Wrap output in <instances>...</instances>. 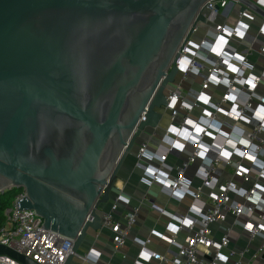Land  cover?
<instances>
[{
	"label": "water",
	"instance_id": "obj_1",
	"mask_svg": "<svg viewBox=\"0 0 264 264\" xmlns=\"http://www.w3.org/2000/svg\"><path fill=\"white\" fill-rule=\"evenodd\" d=\"M205 1L0 0V190L20 188L16 210L72 241L63 264L101 229L134 139L162 118L166 69ZM228 2L264 20L257 0Z\"/></svg>",
	"mask_w": 264,
	"mask_h": 264
},
{
	"label": "built area",
	"instance_id": "obj_2",
	"mask_svg": "<svg viewBox=\"0 0 264 264\" xmlns=\"http://www.w3.org/2000/svg\"><path fill=\"white\" fill-rule=\"evenodd\" d=\"M228 3V0L203 3V36L197 42L188 37L179 45L166 69L173 65L176 75L173 82L164 86L165 104L159 108L169 121L161 132L165 144L149 146L148 142H142L134 154L135 166L144 171L146 183L164 185L170 196L178 192L181 195L177 201L184 193L191 198L186 211L167 214L174 226L165 240L174 250L161 254L147 248L150 242L147 236L136 242L139 257L166 264H249L264 247V90L258 89L264 83V63L257 74L248 73L250 65L246 63L245 50L236 54L229 47L230 40L242 41L247 26L237 22L229 27L216 21L218 10ZM258 3L264 10V0ZM240 13L253 14L247 10ZM191 75L199 78L197 90L183 88ZM210 87L221 88L215 102L206 93ZM157 127L149 129L150 135H154ZM176 139L181 141L180 148L189 147L188 154L177 165H167V156L176 150ZM145 160H155L156 165L149 166ZM192 165H195L193 176L198 179L196 184L185 174ZM219 167L224 168L226 177ZM7 190L1 189L0 195ZM22 194V190L14 194L2 211L0 245L36 264H63L71 253L72 241L41 228V219L32 210H16L15 202ZM150 207L165 214L155 205ZM113 209L111 205L107 211H98V215L101 226L113 232L115 249L126 239L136 213L135 209L126 213L120 223L112 218ZM228 215L230 224L226 222ZM85 220L91 218L87 216ZM233 223H238L245 232L247 244L258 241V248L248 259L242 260L248 247L236 252L228 246ZM179 232H185V236L177 243ZM72 256L75 264H97L91 249ZM0 264L21 263L0 255Z\"/></svg>",
	"mask_w": 264,
	"mask_h": 264
},
{
	"label": "crops",
	"instance_id": "obj_3",
	"mask_svg": "<svg viewBox=\"0 0 264 264\" xmlns=\"http://www.w3.org/2000/svg\"><path fill=\"white\" fill-rule=\"evenodd\" d=\"M215 19L217 22L224 23L229 27L235 26L237 22L247 26V30L242 35V41L230 40L228 45L236 54H241V51L245 50L246 63L250 65V69L247 72L257 74L264 63V21L254 14L248 16L241 14L238 11V5L235 3H228L224 9L218 10ZM260 29L261 31H259ZM203 34L204 27L202 24H199L190 34L189 39L197 42ZM198 85L199 78L191 75L190 79L183 84V88L187 89L188 87H192L197 90ZM258 89L264 90V83L261 82ZM220 91V87H210L206 93L209 94L210 100L215 102L218 100ZM164 114L166 113L164 112ZM161 120L158 123L154 135H150V130L146 129L134 139L131 154H128L121 164L114 182V189L108 201L100 206V211H107L111 208V205H114L111 215L114 220L120 223H123L126 213L135 209L134 221L128 229L126 239L122 245L114 249L112 246L113 232L106 227H101L100 230L95 232L88 231V235L81 243L78 251L86 252L91 249L93 256L96 254L97 264H166L151 258L138 256V245L136 242L147 236L150 239V242L146 245L147 248L161 254H168L170 250H174V246H169L165 240L170 236L174 226L173 219L168 217L167 214L175 215L183 213L186 211L191 198L189 194L184 193L181 196V200L177 201V196L181 195L178 192H174L170 196L164 185L157 182L146 183L144 180L146 179L143 173L144 171L135 166L134 158L137 147L142 142H148L147 144L149 146L165 144V139L162 137L161 132L169 122L167 114L162 122ZM176 142L178 144H175V152L169 154L166 158L165 163L167 165H177L188 154L189 147L184 145L183 148H180L181 141L176 139ZM149 149L152 150L151 148ZM144 162L149 164V166L156 165L155 160H145ZM194 168L195 165L189 166L185 174L188 178L192 177V183L196 184L198 179L193 176ZM218 170L222 171L223 177H226L223 175L226 173L224 168L219 167ZM202 191L207 192V189L203 188ZM203 200L201 198L200 201L204 202ZM151 205L162 209L165 214H159L150 207ZM190 215L196 217L194 214L190 213ZM231 221V216L228 215L227 224H230ZM184 236L185 232H179L175 241L180 243ZM214 238L216 239V235H214ZM228 241L229 248L236 252H243L245 247H248L243 252L242 260L248 259L258 248L257 240L247 244L245 232L238 223H233L228 233ZM256 254V257H253L249 264H264V247ZM75 263L76 261L72 259L70 264Z\"/></svg>",
	"mask_w": 264,
	"mask_h": 264
},
{
	"label": "trees",
	"instance_id": "obj_4",
	"mask_svg": "<svg viewBox=\"0 0 264 264\" xmlns=\"http://www.w3.org/2000/svg\"><path fill=\"white\" fill-rule=\"evenodd\" d=\"M20 190V188H11L0 195V217L2 216V211L8 205L11 197Z\"/></svg>",
	"mask_w": 264,
	"mask_h": 264
},
{
	"label": "rangeland",
	"instance_id": "obj_5",
	"mask_svg": "<svg viewBox=\"0 0 264 264\" xmlns=\"http://www.w3.org/2000/svg\"><path fill=\"white\" fill-rule=\"evenodd\" d=\"M165 118H166V114L163 113V114H162V118H161V119H162L161 122H162Z\"/></svg>",
	"mask_w": 264,
	"mask_h": 264
}]
</instances>
